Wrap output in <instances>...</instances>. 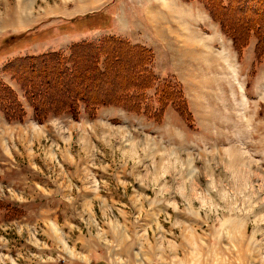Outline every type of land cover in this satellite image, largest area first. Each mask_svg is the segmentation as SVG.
Masks as SVG:
<instances>
[{
	"label": "rangeland",
	"instance_id": "rangeland-1",
	"mask_svg": "<svg viewBox=\"0 0 264 264\" xmlns=\"http://www.w3.org/2000/svg\"><path fill=\"white\" fill-rule=\"evenodd\" d=\"M111 36L152 53L149 116L159 85L178 83L191 120L168 105L159 122L81 106L76 118L40 121L3 72ZM254 47L238 54L199 0H0V79L23 115L0 111V264H264V57Z\"/></svg>",
	"mask_w": 264,
	"mask_h": 264
},
{
	"label": "trees",
	"instance_id": "trees-1",
	"mask_svg": "<svg viewBox=\"0 0 264 264\" xmlns=\"http://www.w3.org/2000/svg\"><path fill=\"white\" fill-rule=\"evenodd\" d=\"M199 1L231 40L238 54L255 40L256 58L264 57V0ZM152 60L149 49L111 36L98 44L74 43L66 54L48 52L19 57L9 62L3 72L20 82L37 119L40 115L44 118L49 115L76 118L80 106L90 114L100 107H116L149 116L148 107L143 106L146 92L154 87L156 81L150 68ZM17 61L22 63L21 67ZM25 63L34 73V79L44 73V83L38 86L26 82L23 77ZM36 63L41 70L37 69ZM159 86L155 92L159 109L153 110V115L149 117L156 122L161 121L165 108L170 105L181 116L191 120L180 84L164 82ZM12 92L0 79V93L8 100L0 97V111L9 121L21 120V106ZM4 101L6 105H3Z\"/></svg>",
	"mask_w": 264,
	"mask_h": 264
}]
</instances>
